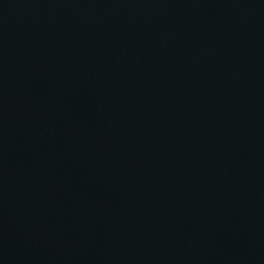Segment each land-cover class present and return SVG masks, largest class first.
<instances>
[{
  "label": "water",
  "instance_id": "1",
  "mask_svg": "<svg viewBox=\"0 0 264 264\" xmlns=\"http://www.w3.org/2000/svg\"><path fill=\"white\" fill-rule=\"evenodd\" d=\"M0 264H264V0H0Z\"/></svg>",
  "mask_w": 264,
  "mask_h": 264
}]
</instances>
